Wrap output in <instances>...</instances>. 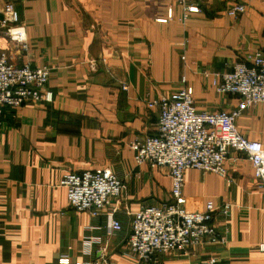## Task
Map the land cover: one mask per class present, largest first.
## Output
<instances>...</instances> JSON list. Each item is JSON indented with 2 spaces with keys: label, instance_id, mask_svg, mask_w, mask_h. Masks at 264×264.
<instances>
[{
  "label": "crops",
  "instance_id": "obj_1",
  "mask_svg": "<svg viewBox=\"0 0 264 264\" xmlns=\"http://www.w3.org/2000/svg\"><path fill=\"white\" fill-rule=\"evenodd\" d=\"M195 1L200 11L184 19L179 0H0V21L7 2L18 8L29 49L1 26L0 48L16 65L49 66L46 88L53 93L50 102L6 109L0 126V264H61L66 250L68 264L90 258L83 238L104 236L106 215L72 209L59 182L68 172L103 167L126 185L116 215L123 230L108 238L112 264H211L212 258L214 264H264V189L252 162L233 150L225 161L228 179L196 169L185 173L188 210H204L208 200L231 203L229 214L217 212L214 219L225 244L205 241L159 253L151 262L127 252L133 214L171 198L169 169L138 165L131 148L132 141L156 133L160 111L149 103L179 90L185 76L197 109L230 111L238 96L218 93L202 72L227 71L247 54L264 51V0H252L238 17L226 9L243 0ZM170 8L172 17L159 21ZM236 124L248 138L264 141V105L243 112ZM161 175L167 200L135 209L125 202L129 189L156 200Z\"/></svg>",
  "mask_w": 264,
  "mask_h": 264
},
{
  "label": "built area",
  "instance_id": "obj_2",
  "mask_svg": "<svg viewBox=\"0 0 264 264\" xmlns=\"http://www.w3.org/2000/svg\"><path fill=\"white\" fill-rule=\"evenodd\" d=\"M251 1L234 2L226 9L227 15H242ZM179 4L184 19L200 11L195 0H179ZM172 15L170 8L168 17L158 20L165 22ZM0 26L24 51L29 49L26 28L20 24V12L13 2L6 3ZM202 74L218 93L238 96V105L230 111L197 109L194 88L183 76L179 90L149 103L150 107L158 106L160 111L156 133L131 143L138 165L167 167L171 178L169 200L142 206L133 214L127 252L138 261L151 262L159 253L185 251L205 241L227 242L226 234L217 229L214 219L217 212L229 214L231 203L217 205L208 200L204 210H188L184 195L188 169L213 172L228 179L225 161L233 150L252 162L255 177L264 189V141L248 138L236 124L243 112L264 105V51L258 49L247 54L227 71L205 70ZM50 77L49 66H33L29 61L16 65L0 48V126L8 108L16 109L28 102L52 101L53 93L46 88ZM59 185L66 189L69 205L75 211L87 212L93 218L106 215L105 235L87 233L84 236V254L90 258L77 264H112L108 238L123 230V223L116 215L122 210L125 183L110 167H103L68 172ZM95 228L98 227L90 226L88 230ZM259 249L264 251V243ZM59 262H70L68 250L61 253ZM214 263L212 258L211 264Z\"/></svg>",
  "mask_w": 264,
  "mask_h": 264
},
{
  "label": "rangeland",
  "instance_id": "obj_3",
  "mask_svg": "<svg viewBox=\"0 0 264 264\" xmlns=\"http://www.w3.org/2000/svg\"><path fill=\"white\" fill-rule=\"evenodd\" d=\"M165 186L167 187V185L165 184V177L163 175H161V180L157 181V183L155 184V187H156V191L157 192H156V194H155L154 197L156 198V200H150L151 199V196L150 195H147V194H144L146 192H141L142 194L136 197L135 195L132 194L134 192V189L131 190V191L129 189L127 191V193L124 196V200H125V202L128 203V205L129 204H131V205L132 204H135V206L133 207V209H135V207H137L138 204H140L142 202L152 203V202H155V201H158V200H167L168 197H169V193H168V190H166L164 188ZM148 187H149V184L148 183L147 184L146 183L145 184H142L143 191H147V188ZM129 217L130 216H128V215L124 216V220L125 221H128Z\"/></svg>",
  "mask_w": 264,
  "mask_h": 264
}]
</instances>
